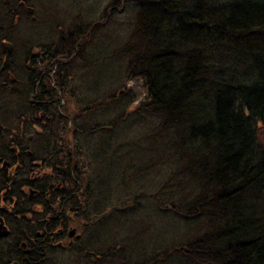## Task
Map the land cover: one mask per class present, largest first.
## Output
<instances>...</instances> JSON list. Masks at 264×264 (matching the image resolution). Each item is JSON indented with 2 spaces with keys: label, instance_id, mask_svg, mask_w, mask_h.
Segmentation results:
<instances>
[{
  "label": "trees",
  "instance_id": "1",
  "mask_svg": "<svg viewBox=\"0 0 264 264\" xmlns=\"http://www.w3.org/2000/svg\"><path fill=\"white\" fill-rule=\"evenodd\" d=\"M123 2L137 12L116 55L124 57L131 79L144 81L162 119L161 134L174 137L176 168L160 188L167 193L161 203L186 220L167 248L197 264H264V145L258 135L264 126V0ZM86 35L63 39L62 52L42 53L31 92L9 109L16 121L7 120L0 152L18 169L15 188L35 190L31 199L50 202V214L53 206L63 209L60 222L44 223L46 213L33 212L28 232L78 227L91 242L88 251L114 250L103 253L114 256L103 264H123L116 258L125 256L130 264H145L133 257L145 255L143 241L161 246L148 241L153 222L126 203L110 205L101 196L107 186L95 184L108 167L99 114L112 98L94 105L79 100L72 113L62 105L66 94L72 102L75 97L61 66L52 79L57 58H73Z\"/></svg>",
  "mask_w": 264,
  "mask_h": 264
},
{
  "label": "rangeland",
  "instance_id": "2",
  "mask_svg": "<svg viewBox=\"0 0 264 264\" xmlns=\"http://www.w3.org/2000/svg\"><path fill=\"white\" fill-rule=\"evenodd\" d=\"M114 1L28 0L34 14L7 17L5 30L15 46L9 70L15 76L10 86L1 92V116L8 122L16 121L9 109H17L21 98L32 90L30 76H35L34 70H42L36 65L38 61H32L28 56L31 51H41L40 54L49 56V52L63 51V39L87 34L86 42L80 45L82 49L72 59L57 58L61 63L53 68L52 79L57 77L61 66V73L67 77L66 90L68 88V94L75 97L72 102L66 94L62 105H70L72 113L80 107L77 106L79 100L82 104L94 105L99 100L112 98L99 114L105 120L100 121L105 132L99 138L107 147L108 153L104 157L108 167L95 184L102 180L107 186L101 196L110 205L126 203L147 222H153L155 232L150 234L148 241L156 240L161 246L157 248L142 242L139 251L145 253V264H189L185 260L197 264L195 258H180L167 248L173 234L181 229L180 221L186 220L184 215L174 214V209L166 202L161 203L167 193H162L160 188L176 168L171 151L174 137L172 133L161 134L165 130L162 119L150 106L144 81L131 79L124 57L116 55L121 44L129 39L128 32L135 22L137 7L123 0L119 6ZM71 60L74 61L69 63ZM258 135L264 145V126L259 127ZM103 218L107 219L106 216ZM136 260L140 261V257Z\"/></svg>",
  "mask_w": 264,
  "mask_h": 264
},
{
  "label": "flooded vegetation",
  "instance_id": "3",
  "mask_svg": "<svg viewBox=\"0 0 264 264\" xmlns=\"http://www.w3.org/2000/svg\"><path fill=\"white\" fill-rule=\"evenodd\" d=\"M22 13L34 14V8L29 5L28 0H0V123L2 125L0 140L4 137L8 125L7 119L1 116V92L3 87L10 86V81L15 76L11 69L9 70L10 58L13 57L15 46L5 30L6 19L9 15L21 18ZM40 52L31 51L28 56L32 58V61H38L42 56ZM70 59L72 58L67 61ZM30 77V84L33 86L35 76ZM18 177L16 166L12 165L0 152V264H83L81 261L86 259L94 262L91 264H103L104 260L113 261L114 256L103 255V253L114 251L112 249L88 251L87 246L91 242L87 239L88 235L82 233L78 227H75L76 232L73 236L69 233L73 226H69L67 232L63 228L54 231L28 232V223L33 218V212H45L46 215L42 218L44 223L50 220L60 222L63 218L61 216L63 209H56L53 206L51 210L54 214H50L47 207L50 202L31 199L35 190L28 186L21 189L15 188ZM26 192H29L30 199L24 198ZM80 204L82 208L83 202ZM68 215L71 216L70 211ZM137 256L138 260L139 257L141 261L143 260V254L140 252L133 257L134 260ZM117 259L125 261L123 264H130L129 256Z\"/></svg>",
  "mask_w": 264,
  "mask_h": 264
},
{
  "label": "water",
  "instance_id": "4",
  "mask_svg": "<svg viewBox=\"0 0 264 264\" xmlns=\"http://www.w3.org/2000/svg\"><path fill=\"white\" fill-rule=\"evenodd\" d=\"M1 133H2V125L0 123V134ZM75 232H76V229L74 227L70 228L69 233L71 234V236H73Z\"/></svg>",
  "mask_w": 264,
  "mask_h": 264
}]
</instances>
